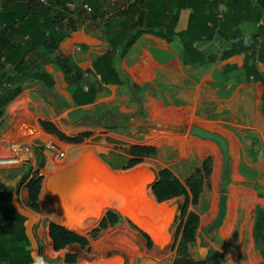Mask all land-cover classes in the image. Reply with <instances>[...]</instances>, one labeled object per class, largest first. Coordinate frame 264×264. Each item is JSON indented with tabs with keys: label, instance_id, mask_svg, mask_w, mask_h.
Listing matches in <instances>:
<instances>
[{
	"label": "crops",
	"instance_id": "obj_1",
	"mask_svg": "<svg viewBox=\"0 0 264 264\" xmlns=\"http://www.w3.org/2000/svg\"><path fill=\"white\" fill-rule=\"evenodd\" d=\"M116 1L122 6L126 0H61V3L58 0L46 3L0 0V99L17 91L0 116V157L10 156V144L16 142L22 145L25 157L18 166L0 168L2 205H7L12 194V206L17 196L22 206L31 209L27 183L39 171L41 160L49 163L50 169L68 165L76 158L80 144L85 142H88L84 144L86 150L93 148L103 162L115 170L128 169L131 160L136 158L129 150L139 146L157 149L155 157L142 158L139 164L146 160H151L152 166L167 164L159 172L170 170L185 182L183 184L198 172L203 173L208 161L213 160L216 169L217 156L221 172L218 145L194 135L192 130L197 127L221 135L228 144L230 156L227 170L224 167L222 170L224 180L229 182L223 189L227 197L226 215L219 227L210 232L219 213L221 195L217 208L212 206L215 214L218 213L207 227L208 246L204 258L192 257L196 236L195 242L187 244L184 252L179 245L170 252L166 250L168 246L160 250L154 245L150 249L139 228L123 220L95 238L90 237L92 231L82 235L89 240L86 247L71 244L56 250L50 237V225L58 223L56 209L51 189L44 188L42 169L38 208L47 202V212L39 211L41 215L34 227L41 247V263L179 264L184 260L211 259L209 264L215 261L218 264H264L256 237L264 220L263 216L259 221L260 215H264V60L254 64L248 52L223 57L219 47L223 44L221 40L214 45L202 40L200 48L194 47L196 52L188 53L192 60L189 61L179 39L169 42L147 32L126 47L125 43L132 36L131 33L127 36L130 31L127 20L116 19L108 25V17L103 19L105 21L98 18L100 23L93 25L91 20L81 22L76 30L63 29L57 47L39 44V25L44 21L42 19L38 25L39 5L60 9L61 4H65L73 13L80 11L81 5L84 8L90 5V9L100 12L111 11L109 15L113 17L114 10L109 7ZM165 2L161 0L160 4ZM263 7L264 0H219L216 12L219 11V16L228 12L233 21H240L237 25L240 35L250 39L264 26ZM188 15L189 12H182L178 31L186 27ZM53 30L51 33L58 29ZM224 45L230 48L229 42ZM57 58H67L72 63L67 75ZM42 122L52 124L68 138L82 137L83 142L64 141L46 131ZM50 144L65 153L61 158L63 163L49 150ZM212 147L217 156L209 150ZM170 157L178 161L167 162ZM230 162L234 164L233 170H229ZM202 175L207 179L204 173ZM232 185L235 187L231 188ZM235 189L242 190L244 195L254 194L255 203L249 211L244 206L237 208L236 222L227 235L224 228L230 217L228 196ZM108 203L101 206L111 208ZM50 212L54 221L49 217ZM2 224L5 230L19 229L22 221L15 216L14 220ZM3 236L15 239L13 244L23 251L31 250L16 233Z\"/></svg>",
	"mask_w": 264,
	"mask_h": 264
},
{
	"label": "trees",
	"instance_id": "obj_2",
	"mask_svg": "<svg viewBox=\"0 0 264 264\" xmlns=\"http://www.w3.org/2000/svg\"><path fill=\"white\" fill-rule=\"evenodd\" d=\"M56 1V0H53ZM86 2H92L93 0H85ZM98 1V0H96ZM61 3V0H58ZM161 0H126L122 6L118 1L111 3L110 9L114 10V16L110 17L109 12H100L99 10L91 9L89 12L81 5L80 11L69 12V9L65 4H61L60 9H56L53 5H39L38 9V25H39V44L44 43L48 46L57 47V41L61 40V31L63 29L76 30L79 28L81 22L91 20L92 25L100 23V20L105 21V17L108 25L115 22L116 19H125L128 24V31L131 33V37L128 42L125 43L126 47H130L140 37L141 33L147 32L158 37H163L169 42L179 39L183 44V49L187 59L192 61L188 57V53L196 52L194 47L200 48V41L205 40L206 43L214 45L215 41L221 40L222 46H219L222 50L223 57H230L238 53H247L252 56L253 63L258 64L263 61L264 54V26L261 30L254 34L250 39L243 38L237 29V25L240 21H233L228 16V12L221 13L216 12L218 8L219 0H166L165 4H160ZM58 3V5H60ZM42 4V3H41ZM244 5L250 6L249 3ZM89 7V6H88ZM264 9V7H263ZM250 10V8H249ZM189 12L188 22L183 31L178 27L181 20L182 12ZM251 11V10H250ZM73 14L77 16L74 18ZM73 16V17H72ZM98 18H100L98 22ZM103 23V22H102ZM124 26V25H123ZM53 28L58 30L54 32ZM56 34V36H55ZM59 35V36H58ZM66 35V34H64ZM126 36V37H127ZM57 37V38H55ZM225 43L230 44V48H225ZM259 44V45H258ZM244 50V51H242ZM202 57L205 54L197 53ZM57 61L61 63V69L67 75L72 69V63L69 59L57 58ZM17 91L13 94L0 99V116H2L3 108L16 96ZM43 128L64 141L71 143H82L83 138H68L60 133L52 124L42 122ZM129 153L136 157L131 160L129 167L132 168L135 165L142 162V158L155 157L157 155V149L152 147H139L135 146L129 150ZM44 161L41 160L40 169L44 167ZM204 175L209 178L211 174L210 161L206 162L203 168ZM202 172H198L187 180L186 184H183L177 179L170 170H164L159 174L157 182L153 186V192L160 202L173 200L180 196L186 197V203L181 213L182 224L179 229V233L182 232L181 249L185 251L187 244L195 242L196 232L200 223L199 216L195 213L189 212L190 204L197 205L199 198L203 192L204 178ZM40 170L37 171L34 177L27 183V189L29 191V206L31 210H37L39 207V195L42 189L43 177L39 176ZM192 198H190V193ZM12 194L9 195L7 205H2L0 201V264H33L31 258V250L23 251V248L13 244L15 239H5L4 233L14 234L20 239H24L26 244L30 246V242L25 234L23 216L18 214L12 206ZM18 217L22 221V226L15 228L3 229L4 222L14 220V217ZM263 214L260 215L259 221H262ZM120 221V217L109 212L102 224L90 233L91 238L97 237L102 231L107 230L109 227L116 225ZM135 229L136 226L131 224ZM145 240L147 241V247L153 248L154 244L145 232H141ZM3 234V235H2ZM50 237L54 242L56 250L66 248L71 244H79L83 247L89 245V240L75 232L69 231L64 227H60L55 223L50 225ZM257 245L262 249L264 258V220L261 222V227L257 230ZM31 247V246H30ZM211 259L194 262L191 260H184L179 264H209ZM213 264H218L215 261Z\"/></svg>",
	"mask_w": 264,
	"mask_h": 264
},
{
	"label": "water",
	"instance_id": "obj_3",
	"mask_svg": "<svg viewBox=\"0 0 264 264\" xmlns=\"http://www.w3.org/2000/svg\"><path fill=\"white\" fill-rule=\"evenodd\" d=\"M192 132L202 139L213 140L217 143L224 157V168L227 170L230 156L226 140L219 134L197 127ZM103 171L111 174V177L115 176L113 184H105L109 191L107 195L116 196V193L111 190L112 186L117 187L119 194H121L120 190L125 188L124 204H114L111 208L105 209L101 205L97 207L95 203L97 199L87 196V184H95L93 182H98V180L100 182L99 177ZM159 174L145 163L126 170H115L104 163L93 150H84L79 152L70 164L49 169L44 181L47 189L52 191L56 209L55 216L58 222L56 225L81 235L93 231L103 222L109 212H114L120 216V220L140 229L145 226L148 230L143 229L144 232L158 249L163 250L173 240L171 228L178 211L182 212L183 209L179 204L169 203L170 200L160 202L157 199L153 186ZM226 200V195H223L219 203L218 216L211 225L210 232L218 228L225 217ZM13 207L26 219L25 234L30 242L33 264H42L41 247L34 233V227L38 222L37 214L22 206L17 196H14ZM159 224H163L161 234L155 230Z\"/></svg>",
	"mask_w": 264,
	"mask_h": 264
},
{
	"label": "rangeland",
	"instance_id": "obj_4",
	"mask_svg": "<svg viewBox=\"0 0 264 264\" xmlns=\"http://www.w3.org/2000/svg\"><path fill=\"white\" fill-rule=\"evenodd\" d=\"M85 143H88V142H85ZM84 144H80L81 145V147H80L81 149H79V147H78L77 154L79 152L84 151V150L87 149V147ZM50 145H54V144H50ZM57 149L59 151H61V149L59 147H57ZM89 150H93V148L90 147ZM218 150H219V153H220L221 172H220V178H219V181H218V184H217V188H215V186L213 184V182H214L213 181L214 180L213 179L214 178L213 174H214L215 166H214V161L212 160V161H210L211 175L207 179L204 177L203 192H202V194H201V196L199 198V202H198L197 205L190 204L189 209H188L189 212H192V213L197 214L199 216V219H200V227H199V229L197 231V235H196L197 241H196V243L194 245H192V250H191L192 257L194 256L195 259H202V258H204L206 256V253H207V246H208V245H206V239L208 238L207 227L212 222V220L215 219V217L217 216V213H218V211H217V213L215 215H212L213 195L215 194L218 198H220V196L224 194L223 189L229 183L226 180H224V177L222 175V170H223V167H224V157H223V154H222L221 149L218 148ZM211 159H212V157H211ZM56 160L59 163H63V160L61 158L56 159ZM172 160H174L173 162L178 161V159H174V157L167 158V162H172ZM199 163L200 162H198V164ZM145 164L148 165V166H150V167H154L156 169V171H158V172L161 171L162 168H165L167 166V164L164 167L152 166L153 162H151V160H148V161L146 160L145 161ZM49 167H50L49 163H46L45 162L43 168L40 169V165H38L37 169L38 170H42L43 169L42 170V174L44 176H46L47 172L50 169ZM233 167H234V164L232 162H230L229 170H233ZM179 168L180 167H177L176 169H179ZM212 176H213V178H212ZM183 183H185V182H183ZM232 186H231V188H232ZM190 198H192V195L191 194H190ZM245 198H247L246 201H245V203H247L249 200H250L249 203L251 202L250 206H248V208H247L248 211H249V210H251L253 208V205L255 203V201H254V194L249 193V194L243 195L242 199L244 200ZM218 201H219V199H218ZM169 203H171V204H179V206L181 207V206L185 205V203H186V197L185 196H180L178 198H175L173 200H170ZM47 204L48 203L45 202V203L42 204L43 207L38 208L37 210H34V211L32 210V211L34 213H36L37 216L40 217L41 214L39 213V211H42L43 214H45L47 212ZM181 213H182L181 211H178V214L176 216L175 222H174V224H173V226L171 228V230L173 232V240L168 245V247L166 249V250H168V252L173 251L174 246H176V245H179L180 246L179 243H181V241H182V237H180V233H179V228H180L181 221H182V219H181ZM49 217H52V220L53 221L55 220V218L52 215V212L49 213ZM139 230L141 232H144L143 229H140L139 228ZM86 234L87 233H84V234H81V235H86Z\"/></svg>",
	"mask_w": 264,
	"mask_h": 264
},
{
	"label": "bare ground",
	"instance_id": "obj_5",
	"mask_svg": "<svg viewBox=\"0 0 264 264\" xmlns=\"http://www.w3.org/2000/svg\"><path fill=\"white\" fill-rule=\"evenodd\" d=\"M209 150L212 151L215 156H217V153L213 149V147L210 148ZM234 150H236V149H234ZM236 152H237V150H236ZM99 178H100V182L98 180V182H93L95 184H91V183L90 184H87V187H86V194H87V196H90V197H92L95 200L97 199L96 200L97 202L95 201V203L97 204V207H98V205H104L107 202H109L108 204L109 205L111 204V206H113V204L115 202H116L115 204H118V203H123L124 204L125 203L124 202L125 199H124V196L123 195H125V191H124L125 188H123V190H120L121 194H119L117 187H113L112 186L111 190L114 193H116V196L119 194L118 197H116L114 195H107L109 191H108V188H106V185L105 184H107V185L113 184L115 182V176L114 177H111V174L106 173V172L103 171V174H101V177H99ZM219 178H220V164H219V157L217 156V163H216V169H215L214 180H213L214 181L213 184H214L215 188H217V184H218ZM236 181H238V180H236ZM232 187H235V186H232ZM44 188L47 191V184H45V187ZM105 192H106V194H105ZM243 195L244 194H243V191L242 190L235 189L228 196L229 199H228L227 206H228V209L230 211V217L229 218L227 217L226 227L224 228V233L227 234V235L231 233L232 228H233V225L236 222V219H237V213H236L237 208H240V206H244V207L248 208V206H250V204H251V202L249 203L250 200L247 203H245V201H246L247 198H245L243 200L242 199ZM50 197H51V195H50ZM217 200H218V197L214 194L213 195V201H212V206L214 208H217ZM215 211H216V209L212 210V215L215 214ZM162 225L163 224H159V226H157L156 229H155L157 232H160L159 234H161V230L163 229L161 227ZM142 229H144L145 231L148 230L145 226H142ZM225 238H226V236H225Z\"/></svg>",
	"mask_w": 264,
	"mask_h": 264
},
{
	"label": "built area",
	"instance_id": "obj_6",
	"mask_svg": "<svg viewBox=\"0 0 264 264\" xmlns=\"http://www.w3.org/2000/svg\"><path fill=\"white\" fill-rule=\"evenodd\" d=\"M42 3H46L47 0H39ZM212 1V0H209ZM88 11H90V7L85 6ZM49 150L57 157L63 158L65 153L63 151H59L55 145H49ZM11 155L0 157V168L14 167L20 165L24 160V151L22 145L20 143H11L10 144Z\"/></svg>",
	"mask_w": 264,
	"mask_h": 264
}]
</instances>
